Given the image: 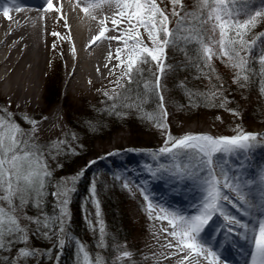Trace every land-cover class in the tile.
<instances>
[{"label":"snow or ice","instance_id":"1","mask_svg":"<svg viewBox=\"0 0 264 264\" xmlns=\"http://www.w3.org/2000/svg\"><path fill=\"white\" fill-rule=\"evenodd\" d=\"M11 2L20 4V0ZM162 3L165 0H79L77 4L80 11L92 20L97 19V10L106 8L109 13L99 20V33L89 46L102 39L118 42L115 50L110 48L108 53L109 62L117 61L111 70L116 77L113 81L115 88L104 93L113 101L108 110L123 116L126 113L117 109H135L141 113V118L152 121L166 135L163 146L148 153L157 161L156 167L147 165L146 170L156 180L175 183L177 187L172 191L173 195L180 194L179 183L185 181L196 185L200 193L199 203L192 205L196 208L195 213L187 214L159 202L153 203L144 194V189H139L144 200L148 201L149 219L167 221V226L162 225L160 229L164 239L161 248L165 250L160 256L169 264H226L216 248L235 247L229 237L238 235L251 245V252L245 253L250 257L246 264H264V166L255 176L246 178L244 174L249 154L256 148H264V134L248 133L237 126L234 129L236 135L230 137L203 133L173 136L167 131L168 111L163 95L166 85L162 82L169 72L177 70L166 62L168 51L180 50L184 51L186 66L196 68L211 85L206 92L185 88L190 107L200 104L224 107L229 102L224 96L223 84L212 83L213 77L220 81L214 58L234 70L232 82L240 88L248 87L258 75L259 91L264 95V32L253 34V29L264 23V0H260L258 6L255 0H193L191 10L185 8L183 0H167L172 5L170 12L161 8ZM39 9L44 13L58 14L57 22H62L70 33L62 5L43 0ZM15 10L20 11L21 7ZM9 11L8 7L3 8V15L10 19ZM170 16L175 18L172 28H169ZM141 29L146 34L147 43ZM106 31L119 34L106 36ZM258 42L261 47L257 55ZM189 45L193 47L189 48ZM189 52L193 54L189 55ZM257 63L258 69L254 67ZM180 86L183 88V83ZM217 99L220 101L218 105L215 103ZM150 101L156 107L153 112H145L143 105ZM229 111L239 115L235 110ZM12 117L7 109L0 108V249L11 251L17 243H23L25 247L19 248L9 261V264H20L21 260L42 254L40 250L28 247L30 232L39 233L46 239L54 237V246L61 249L73 240L65 225L69 215V194L74 188L67 187L63 181L56 185L52 195L57 198L58 215L41 212L37 217L27 216L23 210L29 205L42 209L52 172L44 151L36 143L37 121L23 117L32 125L30 131H25ZM57 143L64 142H56L53 146ZM162 158L169 163H159ZM229 160H232L231 165ZM123 186L128 188V183ZM92 193L95 196V185ZM94 203L99 216V202ZM229 206L240 216L233 215ZM214 217H222L226 222L218 226L226 235L225 243L217 238V243L212 246L208 240L213 239L217 231L210 224ZM21 219H27L35 228L22 225ZM98 223L99 246L103 247L105 230L103 221ZM75 243L77 264H105L99 255L93 260L85 245L79 241ZM117 251L113 264L131 261V252L119 248ZM50 253L51 249L43 254Z\"/></svg>","mask_w":264,"mask_h":264},{"label":"rangeland","instance_id":"2","mask_svg":"<svg viewBox=\"0 0 264 264\" xmlns=\"http://www.w3.org/2000/svg\"><path fill=\"white\" fill-rule=\"evenodd\" d=\"M183 3L186 9L191 10L193 0H183ZM259 3L260 0H255L256 6ZM160 6L161 8H166L168 12L172 8V5L167 3V0ZM52 15L56 14L52 13ZM169 19V28H172L175 26V18L170 16ZM259 32H264V23L258 24L253 29V34ZM60 46L64 47L65 42L56 41L55 49L57 50ZM188 47L191 48L193 46L189 45ZM260 47L261 45L258 42L255 50L257 55ZM187 50L185 49V51ZM192 54L189 52V55ZM56 56L57 54L55 58L48 57V63L44 67L42 87L35 110L32 107L27 109L16 108L12 104H8L6 99L0 100V108L8 107V110L13 114L12 118L25 131H30L32 125L24 120L23 117H29L37 121L38 124L44 120L45 116L50 115L54 106L60 104L59 121L61 126L45 133L39 130L36 133V143L44 151L45 160L49 170L52 172L43 207L42 209H37L29 205L23 211L29 217H37L41 215V212L49 216L58 215L57 198L52 193L55 192L56 185L59 182H66L67 187L74 188V191L69 194V203L67 205L69 215L66 218V231L68 232V224L74 217L75 208L78 207L81 209V214L87 221V225L88 221L91 222V228L87 236L97 238V241L92 244V249L96 252V255L94 254L95 257L102 254L99 256L103 258L105 264H113L119 248L121 251L126 250L132 253L131 261H124L122 264H132V262L134 264H152L154 260L163 259L160 256L162 252L160 243L164 239L163 235L159 233V228L161 229V226H166V224L164 221L149 219L146 211L148 201L144 200V195L141 194L139 189H144V194L148 195L149 200L153 203L164 200L166 202L164 205L167 207L177 208L187 214H194L196 209L192 207L194 203L190 202V198L193 199L199 195L196 185L187 181L180 182V194L173 195L171 193L177 186L170 187L169 184L173 183L171 180L154 179L151 173L146 170V166L152 165L155 168L157 161L153 160L148 153L155 152L163 146L166 139L164 132L155 127L152 121L141 118V113L135 109H117V111L126 113L123 116H118L114 112L109 111V106L113 101L105 96L104 93L106 91L111 92L115 88L114 84H102V86L93 88L70 87L65 89L63 79L67 76V70L63 67L62 60ZM168 56L169 59L166 62L177 69L169 72L162 81L166 85L163 95L165 96V107L168 111L167 131H170L173 136L180 137L186 133H205L213 137H230L236 135L234 129L237 126H240L248 133L264 134V95L259 91L260 78L253 77V84L240 88L232 82L234 70L214 58L213 64L220 81H216L215 77H213L212 83L217 84V86L220 83L223 84V93L229 102L224 107H206L203 104L198 107H190L185 88L194 92H206L211 87L209 80L202 77L196 68L186 66L184 51L169 50ZM181 83L184 85L183 88L180 86ZM49 87L52 90L53 87L58 89L60 94V102L51 107H47L45 103ZM197 99L199 101V98ZM219 102V99L215 101L217 105ZM155 107V103L151 101L143 105L145 112H153ZM229 109L235 110L239 115H233ZM34 111L40 114L34 115ZM100 112L102 114L105 112H109V115L112 114L111 124L115 120L117 125L112 128L109 125L107 130L109 132L100 129L97 133H91L92 131L88 130L90 126H93L91 119L94 115L100 114ZM68 117H71V125L67 121ZM130 123L131 125H129ZM106 126L104 125L105 128ZM90 134H97L102 137L95 140L91 147L88 139ZM108 135L109 137H107ZM60 141L64 143H57V146H53L54 143ZM87 150L96 154L93 157L86 158L84 164L80 163L83 160L82 156ZM249 157L244 169L246 178L255 176L259 172L260 167L264 166V148L254 149L249 154ZM159 163L168 164L169 161L162 158ZM229 164H232V160H229ZM138 168H141L140 170L145 173L146 177L139 176ZM117 176L120 179H116ZM126 182L128 183V188L123 186ZM154 184H159L161 187L152 188ZM93 185H95V196L92 193ZM188 193L189 199L185 197ZM173 196L182 201H189L178 204L173 202L174 199H171ZM164 197L166 198L164 199ZM108 200L114 209L121 212L120 217L125 220L123 224L128 225V229H131L130 236L126 241L119 242L114 247L110 246L111 249L115 248V255L98 252L104 247L98 244L100 240V225L98 221H103L104 230H106L101 204L109 202ZM94 201L99 202V216H97V207ZM233 210L239 217V212L236 209ZM20 222L22 225L27 224L30 228H35V225L30 224L27 219H21ZM80 243L86 246L88 253L92 252L85 241ZM55 244L56 240L54 237L46 239L39 233L33 234L30 232L28 247L30 249H38L42 254L38 257H29L26 260H21L20 264H62L61 260L65 251L67 249L72 250L71 246H73V243L69 241L62 249L55 247ZM22 247H25L23 243H17L11 248V251L0 249V264H9V261L16 256L18 249ZM49 249H51L50 255L43 254L47 253ZM248 250L251 252V245ZM154 253L158 257L154 256ZM249 260L250 257H248ZM223 261L228 264L226 260Z\"/></svg>","mask_w":264,"mask_h":264},{"label":"bare ground","instance_id":"3","mask_svg":"<svg viewBox=\"0 0 264 264\" xmlns=\"http://www.w3.org/2000/svg\"><path fill=\"white\" fill-rule=\"evenodd\" d=\"M78 2L79 0H53V3L57 6L62 5V13L66 16L67 23L70 26L69 33V29L62 22H57L56 17L58 14L44 13L39 9V5L43 3V0H20L18 5H13L11 0H0V100L6 99L8 104H12L16 108L27 109L32 107L35 110L42 87L44 67L48 63V57L55 58L56 54V57L62 60V65L67 70V76L63 79L65 89L70 87L93 88L102 86V84H114L113 81L116 77L111 74V70L117 61L112 60L109 62L108 53L110 48L113 51L115 50L118 42L102 39L95 45L89 46L92 38L99 33L100 24L97 19L92 20L81 12L80 8L77 7ZM4 7L10 9V19L3 15ZM16 7H21V10L16 11ZM108 14L106 8L101 10L98 16L99 20ZM108 26L111 27L110 22ZM53 33H59V35H53ZM141 33L147 43V37L143 33V29H141ZM113 34L118 35L119 33L106 31V36ZM60 40L65 42V46H60L56 50L55 43ZM106 64L107 67H105ZM3 108L8 110V107ZM38 114L40 113L34 111V115ZM59 116L60 104H57L50 115L45 116L44 120L36 125L37 129L45 133L48 130L59 128L61 126ZM140 169L138 168L139 176L146 177ZM169 186L177 185L171 183ZM157 187L161 186L159 184L152 186V188ZM199 196L200 193L195 198H190V202L198 204ZM185 197L189 199V193ZM171 199L176 200H173V202L178 204L189 201H182L174 196ZM157 202L166 203L164 200ZM229 211L236 215L235 210L231 209L230 206ZM242 219L246 220L247 218ZM221 221H223L222 217H214L213 221L210 222L213 227L220 231L218 237L219 235L220 237L223 236L218 226L226 223ZM164 222L167 226V221ZM159 233H161L160 228ZM239 238L234 241L235 255L238 260L244 261L243 264H246L248 259L244 260V257L245 253L249 251L244 239L240 236ZM162 243H164V240L160 245ZM208 244L215 246L216 243L209 239ZM163 251L165 250L162 249ZM155 256L158 257V255ZM161 262L162 264H169V261L163 259L154 260L152 264H161Z\"/></svg>","mask_w":264,"mask_h":264},{"label":"trees","instance_id":"4","mask_svg":"<svg viewBox=\"0 0 264 264\" xmlns=\"http://www.w3.org/2000/svg\"><path fill=\"white\" fill-rule=\"evenodd\" d=\"M254 67L258 69L259 64L258 63L255 64ZM254 78H259V76L258 75L254 76ZM253 80L254 79H252V82L249 84V86L253 84ZM58 102H60L59 90L55 89L54 87L52 90V88L49 87L47 90V95L45 97V103L47 107L54 106ZM102 112H100V114L98 115L97 114L94 115V117L91 119L93 122V126H90V128L88 129L90 132L92 131L91 133H97L100 129H102V131H107L109 128V125L111 128L117 125L115 120H114V123L111 124L110 119L112 117V114L109 115L108 114L109 112H105L102 114ZM67 121L69 125L72 124L71 117H68ZM104 125H107L106 128L104 127ZM129 125H131V123ZM109 135L107 137H109ZM101 138L102 137L98 136L97 134H94V135L90 134L88 137V139L90 140V147L93 146V143L95 142V140L101 139ZM95 154H96L95 152L87 150L84 156H82L83 160L80 163L84 164V161L86 160V158L93 157ZM80 210L81 209H79L78 207L75 208L74 217H72L70 223L68 224V232L73 237L72 243H73L74 248L73 246H71L72 250L67 249L65 251L63 258L61 260L62 264H77V252H76V243H75L76 241H79V242L85 241L86 245L88 244L89 249L92 251L91 253H89L90 257L92 259H95L96 252H94V250L92 249V244H94V241H97V238L87 236L88 232L90 231L89 229L91 228L90 227L91 222L88 221V225H87V221L82 216ZM101 210L103 212L104 219L106 222V230H105L104 247L101 248L100 249L101 251H98V252L115 255L116 254L115 248H113L114 249L113 251V249H111L110 246L114 247V245H116L117 243L126 241L128 237L130 236L131 229H128L129 228L128 225L126 226V224H123L125 223V220L122 217H120L121 212L118 211L117 209H114L110 201L106 203L105 202L102 203ZM98 244L100 245V240ZM99 255L101 256L102 254H99Z\"/></svg>","mask_w":264,"mask_h":264}]
</instances>
